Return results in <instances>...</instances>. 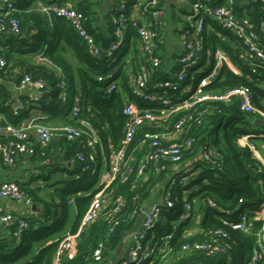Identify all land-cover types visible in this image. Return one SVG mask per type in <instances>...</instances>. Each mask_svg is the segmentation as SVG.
Returning a JSON list of instances; mask_svg holds the SVG:
<instances>
[{"label": "built area", "instance_id": "2783aa9c", "mask_svg": "<svg viewBox=\"0 0 264 264\" xmlns=\"http://www.w3.org/2000/svg\"><path fill=\"white\" fill-rule=\"evenodd\" d=\"M165 1L136 0L132 7L125 1L115 11L112 10L115 39L103 51V56L114 60L108 64L111 68L99 74L97 80L105 85L107 95L120 91L127 101L123 108V114L126 116L124 137L119 146H114L112 141H109L106 147L98 129L88 119L79 118L77 125L68 122L49 124L44 122V117L41 116L32 117L15 125L7 122L5 115L0 113V135L9 136L6 141H0V162L4 165L13 166L19 158L32 156L38 145L46 147L55 139L64 137L69 141L78 142L79 146L88 150L86 153L80 151L76 156L83 164V172L93 176L101 168L104 169L89 210L83 216L76 232L68 231L61 237L53 264H64V259L76 251L80 234L99 217L104 216L108 219L111 224L110 231L115 230L119 224L117 214L124 199L122 196H116L113 190H108L114 180L120 178L125 181L132 176L138 180L149 173L159 174L172 167L168 179L169 188L163 190L160 196L142 210V220L136 222L140 224L137 234L127 246L125 254L114 264H146L170 255L173 250L171 239L174 233L148 239V232L160 219L163 209L173 207L171 193L177 187L187 186L184 194L186 196L190 194L192 191H188L189 185L194 177H197L196 172L201 171L197 168L193 172V168L188 167L182 172L181 165L185 153L196 141L195 137L184 140L185 131L194 118L191 114L187 116L185 114L178 119L175 117L196 111L198 107L208 102L231 104L238 101L242 112L255 115L254 123L257 118L264 119V110L254 104L251 86L241 85L223 90L211 88L224 65L229 63V58L220 49L215 48L210 39L211 34L222 39L223 33L215 29L213 24L215 22L229 32L234 54L248 66L252 76L264 70V44L259 39L255 24L247 16L235 15L227 5L213 6L204 0H186L189 12L186 24L178 29L180 46L177 52L169 51L170 60L165 71L167 77L155 76L163 63L156 51L160 42H166L163 9ZM16 2L17 0H0V33L18 34L22 31ZM259 2L264 13V0ZM41 10L49 17L68 19L91 54L95 57L101 55L94 35L85 26L87 19L85 13L72 3L52 2L42 5ZM130 25L136 29L139 36L137 50L130 48L121 61L116 62L120 45L126 39ZM262 29L264 30V22ZM7 66V59L0 55V87L7 82L4 76ZM120 68L123 77L117 74ZM59 74V95L65 103L68 94L66 82L61 71ZM124 78L130 88L128 92L121 86ZM14 82L20 92L25 89H35L39 93L48 91L47 81L42 77H34L31 73H22L17 82ZM39 98L40 95H32L23 100L17 96L13 104L14 113L18 114L27 102L37 101ZM80 103L81 98L77 93L72 107L75 118L79 116ZM196 121L198 125L202 123L201 118H197ZM144 128L148 129L144 132L142 140L129 153L132 142ZM240 141L251 149L253 156L260 162L259 171L264 174V133L258 131L243 135ZM213 154L211 146L205 145L198 156L204 161H210ZM3 198L25 201L31 205L34 202L30 195L22 191L16 179H0L1 230L9 232L14 228V236L20 241L23 233L29 228L30 221L27 216L7 211L2 204ZM200 207L213 212L202 216L199 223L193 226L192 221L199 217ZM212 218L219 219L228 229L201 225L204 220ZM186 221H190V225L184 230V236L192 238L199 235L201 238L185 243L182 247L183 253L190 254L195 251L206 252L209 255L227 253L229 231L234 230L252 238L250 256L245 258L247 264H264V182L256 197L248 199L245 195L239 194L235 202L225 206L209 196L202 197L200 202L197 199H194L193 203L185 201L184 211L178 223ZM104 248L103 243L98 244L93 252L95 260L101 262Z\"/></svg>", "mask_w": 264, "mask_h": 264}, {"label": "trees", "instance_id": "16d2710c", "mask_svg": "<svg viewBox=\"0 0 264 264\" xmlns=\"http://www.w3.org/2000/svg\"><path fill=\"white\" fill-rule=\"evenodd\" d=\"M29 1L31 0H17L16 2L17 16L21 21L22 31H25L26 35L18 37L17 34L9 32L0 33V55L8 61L6 73L4 74L7 82L0 87V113L5 115L7 122L18 125L32 118L34 109L40 110L47 116L53 115L56 111L66 113L67 109L72 110L74 97L72 106L68 108L67 101L64 103L59 95V71H61L65 78L67 93H73V95L78 93L81 98V110L76 119L90 120L98 129L106 147H108L109 141H112L114 146H119L124 137L126 116L123 114V108L127 101H125L123 93L120 91L107 95L105 85L97 80V76L111 68L108 64L114 59L105 58L103 51L115 39L114 23L112 21L113 11L127 0H120L112 6V9L108 12L109 20L105 28L96 26L98 16L90 0L74 1V6L85 13L87 17L85 26L94 35L95 41L101 49L99 57L91 54L88 46L77 34L68 19L51 16L49 21L42 16L41 12L31 10L26 12ZM204 1L213 6L227 5L235 15L249 17L255 24L260 41L264 44V30L262 29L264 13L259 0H249L250 3L248 4L243 3L242 0ZM52 2L47 1L45 4ZM29 19L34 21L32 25H27ZM213 24L216 30L229 35V32L224 30L219 23L215 22ZM213 39L214 47L221 45L220 51L229 58V63L224 65L211 88L223 90L229 87L249 85L253 91L254 104L259 109L264 110V70L260 74L252 76L248 66L238 60L231 47L220 41L217 35H213ZM138 42L137 31L130 25L126 39L120 45L116 62H120L130 48L137 50ZM36 53H41L56 68L44 64H28L25 57ZM69 54L74 55L81 63L76 70L73 69L68 58ZM156 54L161 56L163 63L155 76L159 78L167 77L165 71L168 68L170 54L165 42L159 43ZM18 66H20L19 71L15 70ZM236 70H239V72H236ZM24 72L31 73L34 77H42L47 81L48 102L29 101L18 114H15L13 104L18 95L13 96V91L8 83L13 81L15 76L20 77ZM117 74L123 77L122 68L117 71ZM121 86L126 92L130 89L125 78ZM19 97L27 100L24 96L19 95ZM190 114L194 119L185 131L184 140L195 137L196 141L185 153L181 167L182 172L190 167L193 168V172L197 168L201 169V173L191 181L188 191L191 190L192 185H196V188L190 194L187 196L184 194L187 186L185 188L177 187L171 193L173 207L169 209H165V207L154 228L148 232V239L159 238L173 232L174 235L171 239L172 253L163 259H156L146 264H247L243 256V249L250 247L252 242L250 236L240 231L230 230L227 253L209 255L206 252L195 251L186 254L182 252L183 245L187 242L200 240L201 236L195 235L192 238L184 236V230L190 225V221L178 223V220L184 211L185 201L193 203L194 199H197L200 202L202 197L209 196L225 206L235 202L239 194L251 199L260 193L262 182H264V174L259 171L260 162L253 156L251 149L241 143L240 139L243 135L257 133L258 131L264 132V127L257 126L254 123V114L242 112L238 101L231 104L208 102L198 107V110L182 113L175 119ZM197 118L202 120L200 125L196 121ZM147 129L144 128L137 134L130 146L129 153L139 145ZM8 138V135H0V141H6ZM52 143L46 147L38 145L32 157L37 156L50 146H66L68 152L65 157L72 158L73 156L80 163L78 172H74L73 180H69L70 185L75 184L77 181L93 183L92 175L82 171L83 164L76 157L78 152L84 151L86 153L87 149L79 146L78 142L69 141L64 137H60L58 142ZM205 145L211 146L214 151L210 161H204L198 156ZM0 163L4 165L2 162ZM171 172L172 167L159 174L149 173L138 180L134 176L125 181L120 178L114 180L108 190H113L116 196H122L124 199L123 205L117 214L119 224L111 232V224L108 219L104 216L99 217L80 234L76 251L64 259V264L98 263L99 261L95 260L93 252L99 243H103L105 246L101 262L108 260L112 255H116L124 233L138 222L142 210L160 196L163 190L166 191L169 188L168 179ZM17 182L22 191L32 197L34 203L39 202L42 204V216L46 221H51V224L41 227V231H38L35 227L37 226L35 222L38 221L27 217L30 226L23 233L20 241L14 236V228H11L9 232L0 230V264H53L61 238L50 244H39L45 234L51 231V228H57L67 217L66 208L69 205L71 200L69 197L73 191L61 189L58 191V195H54L53 198L47 200L38 196L36 191L28 186L29 183L19 180ZM97 190L74 198L77 219L71 229L73 233L78 230ZM175 222L177 223L175 224ZM201 225L208 228L221 227L228 229L216 218L206 219ZM40 232L41 235L37 236Z\"/></svg>", "mask_w": 264, "mask_h": 264}, {"label": "crops", "instance_id": "0c3cea01", "mask_svg": "<svg viewBox=\"0 0 264 264\" xmlns=\"http://www.w3.org/2000/svg\"><path fill=\"white\" fill-rule=\"evenodd\" d=\"M47 1L54 2H65L68 1L74 5L75 0H31L29 1L28 11H38L42 13V16L49 20V16L42 12L41 7ZM120 0H90L97 12L98 20L96 21V26L105 28L109 18L108 12L112 9V6L115 3H118ZM136 0H127V2L134 5ZM243 3H250L249 0H242ZM164 9V18L166 27L164 29L165 39L168 51L177 52L178 47L180 46V41L178 38V29L186 24L187 15L189 12V4L186 0H166L163 4ZM50 21V20H49ZM33 20L29 19L27 21V25H32ZM217 33V32H216ZM211 34L212 44L214 46V39ZM224 41H223V40ZM222 39L219 38L220 41L230 45L233 50L232 41L230 40V35L222 34ZM220 46H217V49H220ZM28 64H44L48 67L56 68V66L51 63L46 57H44L41 53L31 54L25 57ZM68 58L73 66V69H77L81 65L79 60L72 54L68 55ZM15 70L19 71L20 66L15 68ZM18 78V75L13 78L12 82H9L8 85L11 87L13 91V96H24L26 98L35 95H41V93L37 92L35 89H25L23 91H19L16 88L15 79ZM75 97V94L73 95ZM48 99V97H47ZM47 101V100H46ZM48 102V101H47ZM74 104V101H73ZM33 117H44L43 121L49 124H56L61 122H68L78 124V120L73 116L72 110L67 109L66 113L64 111L61 113L56 111L53 115H45L40 110H33ZM59 138L55 139L53 143L58 142ZM52 143V144H53ZM68 152L66 146H50L46 150L41 151L37 156H24L19 158L15 165L13 166H4L0 163V179L3 178H11L17 179L22 182L29 183V187L33 188L36 191L38 196L43 199L50 200L53 196L58 195V191L61 189L73 191L70 194L69 205L66 208L67 217H65L63 223L59 225L57 228H51V231L48 234H45L41 240V244H50L52 242L57 241L61 238L65 233L71 231L75 220L77 219V209L74 203V198L80 195H84L92 192L98 188V185L92 187V183L87 182V184H79L76 186L75 184L70 185L71 182L69 180H73L74 172L77 173L79 170V162L72 156V158H66L65 154ZM76 176V175H75ZM2 204L6 208L7 211L14 212L16 214L24 215L27 217H31L33 220L38 221L35 222L37 224L38 231H41V227L49 226L51 221H46L42 216L43 206L41 203H35L37 205L36 211L32 210V205L26 203L25 201H14L9 198H3ZM150 204V203H149ZM148 204V205H149ZM147 205V206H148ZM142 216H139L138 222H141ZM1 230V223H0ZM41 232L37 234L40 236ZM127 249V248H126ZM124 251V254L126 252ZM123 254V255H124ZM120 257L118 254L112 255L108 260L98 262L96 264H114L116 263ZM21 264V263H17Z\"/></svg>", "mask_w": 264, "mask_h": 264}, {"label": "water", "instance_id": "95a60500", "mask_svg": "<svg viewBox=\"0 0 264 264\" xmlns=\"http://www.w3.org/2000/svg\"><path fill=\"white\" fill-rule=\"evenodd\" d=\"M25 35H26L25 31H21L20 33L17 34L18 37H24ZM47 97H48V91L45 90L41 93L38 101L44 102L47 100ZM255 124L257 126L264 127V119H259V118L255 119ZM36 208H37V205L35 203H33L32 204V210L36 211ZM139 228H140V224L135 223L130 230H128L124 233L123 240H122V242L118 248V252H117L119 257L123 256L126 247L131 242L133 237L137 234V231Z\"/></svg>", "mask_w": 264, "mask_h": 264}, {"label": "rangeland", "instance_id": "374dc122", "mask_svg": "<svg viewBox=\"0 0 264 264\" xmlns=\"http://www.w3.org/2000/svg\"><path fill=\"white\" fill-rule=\"evenodd\" d=\"M230 40L232 41V39H230ZM227 45H230V43L228 42ZM218 72H220V68H218ZM72 100H73V93H68L67 104H66V105H68V108H70L72 106ZM62 104H63V102H62ZM62 104H61V106H63ZM60 109H62V108H60ZM262 133H264V132H262ZM103 170L104 169L101 168L98 173H96L95 175L92 176V180H93L92 187H95L98 185V182L101 179V175L103 173ZM200 173H201V171H197L196 175H199ZM79 184L83 185V184H87V182H78V181L75 182L76 186H78ZM195 188H196V185L195 186L192 185L190 189H191V191H193V190H195ZM212 212H213L212 210L202 209L200 207V210H198L199 217L197 219L194 218V220L192 221L193 226L195 224L199 223V219H201L202 216L207 215V214H211ZM129 244H128V246H129ZM243 256H244V258H248L250 256L249 247H246L243 249Z\"/></svg>", "mask_w": 264, "mask_h": 264}]
</instances>
